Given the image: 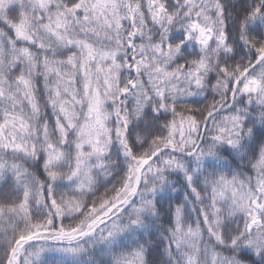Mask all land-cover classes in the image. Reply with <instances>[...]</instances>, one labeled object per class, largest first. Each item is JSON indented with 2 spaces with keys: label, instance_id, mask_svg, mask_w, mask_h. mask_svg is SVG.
<instances>
[{
  "label": "snow or ice",
  "instance_id": "snow-or-ice-1",
  "mask_svg": "<svg viewBox=\"0 0 264 264\" xmlns=\"http://www.w3.org/2000/svg\"><path fill=\"white\" fill-rule=\"evenodd\" d=\"M0 264H264V0H0Z\"/></svg>",
  "mask_w": 264,
  "mask_h": 264
}]
</instances>
